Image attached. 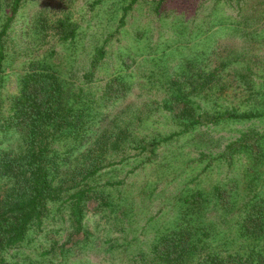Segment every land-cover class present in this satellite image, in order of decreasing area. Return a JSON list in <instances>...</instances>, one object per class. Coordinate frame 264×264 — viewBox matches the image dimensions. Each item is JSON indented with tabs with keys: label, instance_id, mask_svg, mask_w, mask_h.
<instances>
[{
	"label": "rangeland",
	"instance_id": "rangeland-1",
	"mask_svg": "<svg viewBox=\"0 0 264 264\" xmlns=\"http://www.w3.org/2000/svg\"><path fill=\"white\" fill-rule=\"evenodd\" d=\"M14 1L0 0V32ZM130 1H20L4 37L1 116L28 70L51 67L93 114L84 136L60 147L73 148L78 180L91 165L101 169L88 180L95 192L81 228L68 202L50 204L42 225L1 252L0 264H162L164 238L201 220L208 241L202 256L247 250L241 245L251 235L239 231L240 212L249 190L264 198V144L223 152L243 134L263 132L264 117L203 122L157 148L150 142L179 132L198 112L255 106L259 88L264 93V0H138L124 16ZM99 49L105 56L94 65ZM122 74L128 86L116 78ZM1 129L0 151L21 154L20 128ZM199 190L213 199L183 201ZM262 209L249 208L258 218L250 223H263Z\"/></svg>",
	"mask_w": 264,
	"mask_h": 264
},
{
	"label": "trees",
	"instance_id": "trees-1",
	"mask_svg": "<svg viewBox=\"0 0 264 264\" xmlns=\"http://www.w3.org/2000/svg\"><path fill=\"white\" fill-rule=\"evenodd\" d=\"M21 0H15L13 11L8 16L0 32V77L3 66L6 62L4 37L11 25L14 15L19 9ZM138 0H131L124 7V16ZM124 18V17H123ZM73 30H67L65 38L72 36ZM105 56L104 49H99L95 57L94 65ZM125 74L116 78L128 86ZM3 78H0V81ZM263 87H261L262 89ZM72 88L64 84L61 76L46 65L38 66L28 70L22 79V89L13 97V103L9 107V112L1 116V106L4 104L0 96V128L1 130L11 129L12 126L20 128L24 134L25 147L21 154L14 155L12 151H0V254L1 252L20 246L26 239L27 233L33 227H40L44 219L49 215L50 204L68 202L72 220L78 227L83 226V216L86 200L93 196L95 188L88 186V180L93 178L101 169L97 163L86 168V175L78 180L74 173L80 169L77 164L73 166L71 160L72 149L63 150L60 147L61 141L64 143L70 140H79L84 136L87 120L92 119L93 114L84 103L80 102L81 94L71 91ZM255 106L252 109L239 111L223 110L217 113L198 112L192 115L191 120L183 123V128L179 132H173L163 137H154L150 142L153 149L172 140L178 134H184L201 123H218L221 120H251L264 117V93L260 95V88L257 91ZM79 95V100L76 95ZM183 97L177 102H183ZM183 117V116H182ZM86 134V133H85ZM157 138V139H156ZM255 140H252L254 139ZM264 144L263 132L254 134H243L235 142L227 144L224 154L240 153L250 150V152L260 148ZM147 146H142L145 150ZM264 150V147H263ZM67 154V160L65 158ZM83 155V154H82ZM91 153H84L83 159L88 160ZM204 155V154H202ZM264 156V153H263ZM78 162V163H79ZM93 163V162H92ZM86 165H83V170ZM110 186H119V182H107ZM250 186H246L242 191H248ZM235 192L238 198V192ZM216 195H221V186L215 187ZM250 195V196H249ZM246 200L243 202L240 215H243V225L241 230L243 235L250 239L241 245L242 249H247L242 254L230 253L225 257L217 252L207 253L202 256L201 252L206 248V228L203 223H195L191 227H184L182 230L176 229L164 241L160 243V262L162 264H187L196 262L198 264H264V221L255 224L253 215L249 214V208L260 205L264 207V198L260 193L249 190ZM215 196V195H214ZM213 198L202 191L188 194L183 200L185 203L207 204ZM192 208L187 213H191ZM252 212V211H251ZM186 215L184 210L183 212ZM261 216L264 217V209ZM193 215V214H191ZM248 217H245V216ZM258 219V218H256ZM216 228V227H214ZM209 232H207L208 235ZM240 247V248H241ZM198 254L199 256H197ZM4 258H2V261Z\"/></svg>",
	"mask_w": 264,
	"mask_h": 264
}]
</instances>
